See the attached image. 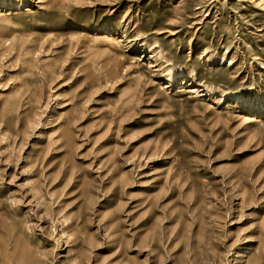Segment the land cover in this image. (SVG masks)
I'll list each match as a JSON object with an SVG mask.
<instances>
[{"label": "rangeland", "instance_id": "374dc122", "mask_svg": "<svg viewBox=\"0 0 264 264\" xmlns=\"http://www.w3.org/2000/svg\"><path fill=\"white\" fill-rule=\"evenodd\" d=\"M262 65L264 0H0V264H264Z\"/></svg>", "mask_w": 264, "mask_h": 264}, {"label": "bare ground", "instance_id": "6f19581e", "mask_svg": "<svg viewBox=\"0 0 264 264\" xmlns=\"http://www.w3.org/2000/svg\"><path fill=\"white\" fill-rule=\"evenodd\" d=\"M103 40L107 41L108 43L109 42H112V36L110 35H105L104 37H102ZM262 67H264V65H262Z\"/></svg>", "mask_w": 264, "mask_h": 264}]
</instances>
